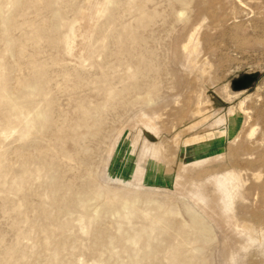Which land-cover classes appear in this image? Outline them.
<instances>
[{
    "label": "rangeland",
    "instance_id": "obj_1",
    "mask_svg": "<svg viewBox=\"0 0 264 264\" xmlns=\"http://www.w3.org/2000/svg\"><path fill=\"white\" fill-rule=\"evenodd\" d=\"M0 264H264V0H0Z\"/></svg>",
    "mask_w": 264,
    "mask_h": 264
}]
</instances>
